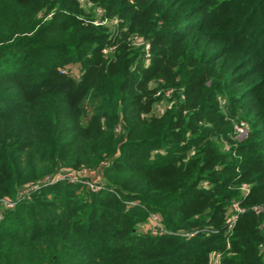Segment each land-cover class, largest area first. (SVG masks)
<instances>
[{
    "label": "trees",
    "instance_id": "16d2710c",
    "mask_svg": "<svg viewBox=\"0 0 264 264\" xmlns=\"http://www.w3.org/2000/svg\"><path fill=\"white\" fill-rule=\"evenodd\" d=\"M3 201L0 264H264V0H0Z\"/></svg>",
    "mask_w": 264,
    "mask_h": 264
},
{
    "label": "built area",
    "instance_id": "2783aa9c",
    "mask_svg": "<svg viewBox=\"0 0 264 264\" xmlns=\"http://www.w3.org/2000/svg\"><path fill=\"white\" fill-rule=\"evenodd\" d=\"M148 48H149V46H148V44L146 43V44H145V50L148 51ZM147 54H148V53H147ZM246 131H247V127H246V125H244V124H242V123L239 124V125H236V126H235V132H236V136H237L238 138H242V137H244L245 134H246ZM73 173H74L73 171H69V172L58 171L53 177L48 178V179L46 180L45 183H46V184H49V183H53V182H55V181L62 180V179H67V180H69V181H73V180L77 179V177H78V176H76L77 173H74V174H73ZM41 185H42V184L31 185V186H29L28 188L24 189L23 194H20V195L18 196V198H20V197H24L25 195H27V194L29 193V191H33V190L37 189V187H39V186H41ZM99 188H100V186L95 185V189H99ZM240 190L243 191V192H247V187H246V185L242 184V185L240 186ZM3 204H4V206L13 207L14 204H15V201H8V202L3 201ZM254 208H255L256 210H260V209H261L260 206H256V207H254ZM232 210H235V211H241L242 209L239 208V206H238L236 203H234V204L232 205ZM234 216H235V215H234ZM234 218H235V217L231 218V223H232V221H233L232 219H234ZM151 219H152V221L154 222L153 226H151V228H152L151 233H152L153 235H154V234H162L163 232H165V231H163V230L160 228L156 216L152 215V216H151ZM229 222H230V221H229ZM190 235H191V234H190ZM213 264H217V259H215V260L213 261Z\"/></svg>",
    "mask_w": 264,
    "mask_h": 264
},
{
    "label": "rangeland",
    "instance_id": "374dc122",
    "mask_svg": "<svg viewBox=\"0 0 264 264\" xmlns=\"http://www.w3.org/2000/svg\"><path fill=\"white\" fill-rule=\"evenodd\" d=\"M168 93V92H167ZM166 107V104L163 102V103H161L160 105H159V107H158V113H160L164 108ZM242 124H244V125H246L247 126V124L246 123H242ZM81 172V171H80ZM95 172V170H92V169H90V168H84V169H82V172H81V175H79L78 177H82V179L84 180V182L85 183H87L88 184V186L89 187H91V188H93V189H95V185L100 181L99 179L97 180H95V181H93V182H91L90 183V181H89V179H87L86 178V175H90V174H93ZM74 174V173H73ZM2 207H4V204H3V202H0V208H2ZM151 230H152V228H151Z\"/></svg>",
    "mask_w": 264,
    "mask_h": 264
}]
</instances>
